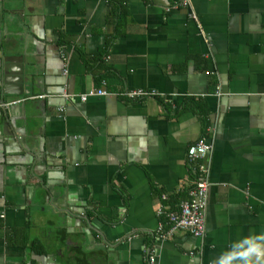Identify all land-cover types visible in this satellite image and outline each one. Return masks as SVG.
<instances>
[{
    "label": "crops",
    "instance_id": "obj_1",
    "mask_svg": "<svg viewBox=\"0 0 264 264\" xmlns=\"http://www.w3.org/2000/svg\"><path fill=\"white\" fill-rule=\"evenodd\" d=\"M26 4L0 12V51L36 73L0 102V264H264V0ZM202 136L204 235L161 238Z\"/></svg>",
    "mask_w": 264,
    "mask_h": 264
},
{
    "label": "built area",
    "instance_id": "obj_2",
    "mask_svg": "<svg viewBox=\"0 0 264 264\" xmlns=\"http://www.w3.org/2000/svg\"><path fill=\"white\" fill-rule=\"evenodd\" d=\"M187 1V0H184ZM104 85V83H103ZM107 96L109 95L104 89L90 91L83 99L93 96ZM128 99H141L145 97H156L154 91H128L119 93ZM38 98V97H37ZM42 98V97H39ZM16 102H13V104ZM212 144L206 137H200L194 144L187 149L186 159L188 164L192 166L193 173L197 179L193 182L192 188L188 192V198L180 202L175 211L166 212L158 210V216L164 218L167 230L160 226L158 235L161 238L170 236L174 231L181 230L189 233L195 238L201 239L205 232L204 214L207 203V189H208V168L202 162L207 159L212 151ZM148 264H156L153 247L149 246L144 249Z\"/></svg>",
    "mask_w": 264,
    "mask_h": 264
},
{
    "label": "water",
    "instance_id": "obj_3",
    "mask_svg": "<svg viewBox=\"0 0 264 264\" xmlns=\"http://www.w3.org/2000/svg\"><path fill=\"white\" fill-rule=\"evenodd\" d=\"M18 3V5L22 6L24 9L26 8V0H0V12L4 11L7 6L15 5ZM21 27V25H17V28ZM6 28L5 22L2 19V15H0V32ZM15 48H11L10 52ZM21 48H18L17 53H23ZM1 57H2V64L0 65V102H9V96L12 95L10 89L11 86L9 85L12 82H16L20 84V90L18 92H14L13 95L17 96H22L23 94H30V91H25L24 87L27 89H30V87L24 86V83L26 84L30 80H33L36 73L32 68L26 69V64H25V57L23 55H11V56H5L4 57V50L1 49L0 51ZM14 59V61H13ZM11 61L13 63V67H8V63ZM26 73H28L26 77ZM10 82V83H9ZM32 92V90H31ZM31 101V99H21L17 100V103H10L11 105L9 106V111L12 113V109H16L20 111V114L22 116L19 118L21 121L26 123L29 117L28 108H27V101ZM11 102V101H10ZM16 102V101H13ZM5 116V117H4ZM3 116V121H2V126L5 127L6 125L10 126L12 125L14 129H17L18 126L16 124L18 119H10L7 117V113H5ZM44 189V188H43ZM48 198L50 196L48 195ZM64 213L68 214V218H66V223L69 224L70 220H75L73 214L71 213V210L68 211H63ZM71 221V222H72Z\"/></svg>",
    "mask_w": 264,
    "mask_h": 264
},
{
    "label": "trees",
    "instance_id": "obj_4",
    "mask_svg": "<svg viewBox=\"0 0 264 264\" xmlns=\"http://www.w3.org/2000/svg\"><path fill=\"white\" fill-rule=\"evenodd\" d=\"M196 109H197L198 111H200V107H199V106H197ZM202 113H204V111H202ZM203 118H205V117H202V119H203ZM182 200H184V197H182ZM180 202H181V201H180Z\"/></svg>",
    "mask_w": 264,
    "mask_h": 264
}]
</instances>
